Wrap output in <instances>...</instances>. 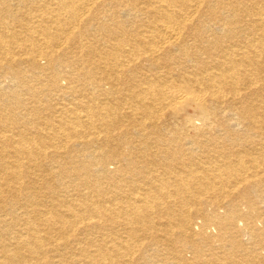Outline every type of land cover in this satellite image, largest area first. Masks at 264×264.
Listing matches in <instances>:
<instances>
[{"label":"bare ground","instance_id":"1","mask_svg":"<svg viewBox=\"0 0 264 264\" xmlns=\"http://www.w3.org/2000/svg\"><path fill=\"white\" fill-rule=\"evenodd\" d=\"M0 264H264V0H0Z\"/></svg>","mask_w":264,"mask_h":264},{"label":"rangeland","instance_id":"2","mask_svg":"<svg viewBox=\"0 0 264 264\" xmlns=\"http://www.w3.org/2000/svg\"><path fill=\"white\" fill-rule=\"evenodd\" d=\"M211 233H213V235L216 236L217 230L215 228H212Z\"/></svg>","mask_w":264,"mask_h":264}]
</instances>
